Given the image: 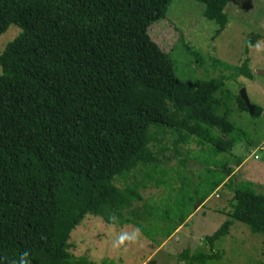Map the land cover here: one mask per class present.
Instances as JSON below:
<instances>
[{"label":"trees","instance_id":"1","mask_svg":"<svg viewBox=\"0 0 264 264\" xmlns=\"http://www.w3.org/2000/svg\"><path fill=\"white\" fill-rule=\"evenodd\" d=\"M171 1L0 0V36L12 24L21 29L0 54V264H100L71 253L72 231L88 214L135 224L152 183L146 172L165 157L166 141L234 150L235 126L215 94L251 76L249 59L233 76H177L170 51L149 34ZM197 1L220 34L229 0ZM258 39L246 42V54ZM261 112L255 105L252 115ZM225 161L214 188L229 173ZM225 184L227 219L204 238L208 251L184 250L180 262L221 258L215 244L234 221L264 236V194L251 181Z\"/></svg>","mask_w":264,"mask_h":264},{"label":"rangeland","instance_id":"2","mask_svg":"<svg viewBox=\"0 0 264 264\" xmlns=\"http://www.w3.org/2000/svg\"><path fill=\"white\" fill-rule=\"evenodd\" d=\"M204 10L205 5L197 0H172L166 17L155 22L149 34L164 51H170L174 71L182 79L217 78L222 72L233 76L237 67L249 59L251 76L240 74L225 81L215 97L221 102L219 112H228L235 126L232 134L237 160L231 158L230 162L236 165L249 148L256 149L258 156H249L235 178L257 179L258 183L253 182L255 190L264 194V187L259 188L264 186V75L257 73L264 71V0H229L224 9L228 23L218 35L216 23L205 18ZM20 30L12 24L0 36V54ZM255 34L259 39L246 54V42ZM242 90L251 105L262 109L261 114L253 116L249 112ZM196 140L178 147L171 146L172 138L164 143L169 148L165 157L160 158L158 166H148L146 174L151 176L147 182L152 183L141 191L144 200L138 202L137 213L131 217L135 224L109 225L100 216L88 214L71 233V253L100 264H147L151 260L155 264H184L179 261L184 250L190 254L208 251L203 240L227 219L225 211L230 207L226 187L212 193L214 184L224 176L218 162L228 156L215 155L211 145ZM208 194L206 205L196 213L197 203ZM215 248L221 251V258L206 264H264V236L252 233L238 221Z\"/></svg>","mask_w":264,"mask_h":264},{"label":"crops","instance_id":"3","mask_svg":"<svg viewBox=\"0 0 264 264\" xmlns=\"http://www.w3.org/2000/svg\"><path fill=\"white\" fill-rule=\"evenodd\" d=\"M259 72H264L263 70H260V71H258L257 73H259ZM256 148H258V147H256ZM259 148L261 149V146H259ZM255 150L256 149H252V148H249V149H247L246 151H245V153H247V155L243 158V160H241V161H239L238 163H236V165H234V164H232L231 162H230V159L233 157L234 158V156H235V154H234V150L233 151H231V153L229 152V153H225L226 154V156H228V158L229 159H227V161H225V162H227V165L229 166V173L227 174V175H225V178H224V180L222 181V183L221 184H219L218 185V187H216V188H214V190L212 191V193L214 192V191H217L220 187H226V182H228V180H229V178H235V175H236V173H239L242 169H243V167H244V163L246 162V160L248 159V157L249 156H252V155H256L255 154ZM245 153H244V155H245ZM237 159H235L234 158V162L236 161ZM219 167H220V165H219ZM233 167V168H232ZM220 170H222V174L224 175L225 174V170H223V168H221L220 167ZM237 180V179H236ZM251 182H254V181H251ZM254 183H258V180L257 179H255V182ZM262 187H264V186H260L259 188H262ZM211 193V194H212ZM225 195L228 197V199H229V202H230V199H231V197H232V193H231V189L230 188H227L226 187V192H225ZM209 196H210V194L208 195V197H207V199L202 203L201 201L200 202H198L197 203V205H196V207H195V212L197 213L199 210H201V208H203L206 204V202L208 201V199H209Z\"/></svg>","mask_w":264,"mask_h":264},{"label":"water","instance_id":"4","mask_svg":"<svg viewBox=\"0 0 264 264\" xmlns=\"http://www.w3.org/2000/svg\"><path fill=\"white\" fill-rule=\"evenodd\" d=\"M259 73L264 75V72H259ZM241 95H242V98L244 99V101H245V103L247 105V108L249 109V112L252 114L253 110H254V106L250 104V102H249L244 90H242ZM147 264H155V263L151 260Z\"/></svg>","mask_w":264,"mask_h":264},{"label":"built area","instance_id":"5","mask_svg":"<svg viewBox=\"0 0 264 264\" xmlns=\"http://www.w3.org/2000/svg\"><path fill=\"white\" fill-rule=\"evenodd\" d=\"M254 158H255V159H257V158H258V156H257V155H255V156H254Z\"/></svg>","mask_w":264,"mask_h":264},{"label":"clouds","instance_id":"6","mask_svg":"<svg viewBox=\"0 0 264 264\" xmlns=\"http://www.w3.org/2000/svg\"><path fill=\"white\" fill-rule=\"evenodd\" d=\"M256 47L259 49L260 45H259V44H257V46H256Z\"/></svg>","mask_w":264,"mask_h":264}]
</instances>
